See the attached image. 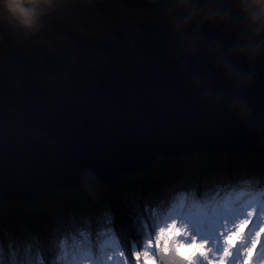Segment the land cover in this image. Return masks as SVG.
Masks as SVG:
<instances>
[{
  "label": "water",
  "instance_id": "obj_1",
  "mask_svg": "<svg viewBox=\"0 0 264 264\" xmlns=\"http://www.w3.org/2000/svg\"><path fill=\"white\" fill-rule=\"evenodd\" d=\"M193 3L223 19L177 31L175 0L70 3L31 30L1 18L0 196L108 184L161 157L264 153V34L240 0ZM246 44L260 54L237 55ZM157 256L186 262L173 245Z\"/></svg>",
  "mask_w": 264,
  "mask_h": 264
},
{
  "label": "rangeland",
  "instance_id": "obj_2",
  "mask_svg": "<svg viewBox=\"0 0 264 264\" xmlns=\"http://www.w3.org/2000/svg\"><path fill=\"white\" fill-rule=\"evenodd\" d=\"M90 1L94 0H55L54 5L51 8L45 9V11L54 10L70 3H86ZM5 17H9V15L3 5H0V19ZM241 178L244 179L243 182L246 184V188L239 186ZM248 180L250 183L258 182L255 189H251ZM212 181L215 182L214 185L216 187L211 188ZM227 181H232L233 183L227 186L229 189L227 193L231 192L230 197H236V199H231L232 202L237 203L242 199H247L245 200L244 207L229 209L228 205L231 202L226 199V202L223 203V191L220 188ZM178 182H164L160 187V194H163V199L159 200L155 205H148L147 198L145 197L144 199L142 197L141 206L150 215V218L146 219L143 216L140 219V230H142L140 231V237H137L129 229L127 230V225L121 217L122 208L119 206L115 207L111 201L109 205L112 208L102 211L103 218L101 220L103 222L101 221L102 225L99 229H96V227L89 229L83 225V222L79 221L78 225L73 228L74 230L69 229L67 233L58 238L56 244L57 250L54 255L56 264H163L157 256L158 248L169 252L172 245L177 254L186 257L185 264H195L197 260L202 258L207 259L210 263L216 259L219 261V264H254L251 254L245 257V253L244 255L242 253L243 251L246 252L247 249H250L252 253L259 254L257 260L254 257L257 261L256 264H264V173L256 176L255 179L250 175L241 174L236 178L226 177L221 180H211L204 187L201 185L203 188L201 186L198 187L201 188V191H197V188L193 189L186 182H182L183 185L181 183L176 184ZM94 185L85 184L81 187H91ZM207 192L208 195L204 196ZM44 193L33 200L41 197ZM249 194L251 195L245 198ZM126 199L129 200L128 197ZM8 201L15 202L12 200ZM206 201L214 206L219 205L222 208L219 210L216 208V213L213 216L209 215L208 212H203L206 216L203 220L192 217L186 219L185 216L192 215H190L191 211L187 208L190 204L197 206L195 207L198 208L197 210H202L207 208ZM242 210L244 212L251 211L250 215L246 216V222H243L244 218H240L239 221L236 219ZM71 220L80 219H77L75 215H71ZM241 222L240 226L233 227L236 223L239 224ZM67 223L68 225H72L69 221H66ZM256 224L259 225L254 227ZM220 225L231 231L230 233H227L228 231L223 232L224 238L221 234ZM249 225L251 226L247 230V234H256V239L253 243H250V246L246 243L241 249L240 245L244 242V236L246 235L244 233ZM215 227L220 228L217 239H219L222 245V248L217 247L215 250L218 255L217 257L211 256L207 250L202 254L198 243L199 234L204 233L205 235L210 234L212 236L211 239L214 241L216 237L212 230ZM2 229L0 230V238L3 239ZM93 229L94 232L91 231ZM208 231L209 233H207ZM140 232H137L138 235ZM178 234L181 237L190 235L193 239L192 243L184 242L185 247L183 250L178 248L181 241L177 236ZM38 235L39 237L41 236V234ZM46 247L47 245L43 244V248L46 249ZM239 256H242V260L239 259ZM51 257V254L47 250L43 251L40 247L37 259H35V261L37 260L36 264H52L50 262ZM82 259H86V261L80 262ZM0 264L3 263L1 262Z\"/></svg>",
  "mask_w": 264,
  "mask_h": 264
},
{
  "label": "trees",
  "instance_id": "obj_3",
  "mask_svg": "<svg viewBox=\"0 0 264 264\" xmlns=\"http://www.w3.org/2000/svg\"><path fill=\"white\" fill-rule=\"evenodd\" d=\"M177 162L182 163L177 165ZM175 170L176 173H173ZM262 173L264 153L197 152L174 160L161 157L148 169L122 175L111 183L67 187L44 193L31 202H10L0 196V230L3 228L4 237L0 238V263L36 264L35 259L41 247L51 254L50 262L56 264L54 255L58 238L69 229L74 230L79 221L89 229H99L103 222L102 211L112 208L109 205L111 201L115 207L122 208L121 217L127 230L140 237V219L143 216L150 218L141 206V199L146 197L148 205H155L163 199L160 187L164 182L171 183L178 179L201 191L198 187H204L211 180L233 178V175L241 174L256 177ZM207 195L208 192L204 194ZM71 215L80 220H71ZM66 221L72 225L66 224ZM91 231L94 232V229ZM43 244L47 245L46 249Z\"/></svg>",
  "mask_w": 264,
  "mask_h": 264
},
{
  "label": "clouds",
  "instance_id": "obj_4",
  "mask_svg": "<svg viewBox=\"0 0 264 264\" xmlns=\"http://www.w3.org/2000/svg\"><path fill=\"white\" fill-rule=\"evenodd\" d=\"M54 3L55 0H0V5H3L11 20L28 30L37 25L45 9L51 8ZM240 5L248 21V31L254 36L264 34V0H240ZM214 7V5L208 4L204 8H200L193 3V0H175V9L187 17L182 23L176 25L177 31L182 30L188 23L201 16L209 21L223 19L214 11ZM260 52L259 45L251 47L246 44L236 50L237 55L248 56L249 58L257 57ZM233 102L234 104L240 103L243 109V104L239 98Z\"/></svg>",
  "mask_w": 264,
  "mask_h": 264
},
{
  "label": "bare ground",
  "instance_id": "obj_5",
  "mask_svg": "<svg viewBox=\"0 0 264 264\" xmlns=\"http://www.w3.org/2000/svg\"><path fill=\"white\" fill-rule=\"evenodd\" d=\"M162 158H166V159H171V160H174V159H177V158H180V157H175V156H169V157H162ZM182 162H177V165H180ZM151 166V164L147 167V168H145L144 170H146V169H148L149 167ZM181 168V167H180ZM144 170H139L138 171V173L139 172H141V171H144ZM173 173H176V170L175 171H173ZM233 177L234 178H236L237 176H234L233 175ZM252 178L253 179H255V176H252ZM118 179V178H117ZM177 181H179L178 183H176V184H179V183H181L182 185H183V183H182V181H180V180H178V179H176ZM243 180L244 179H242L241 178V180H240V185L239 186H242L243 188H246V184L243 182ZM213 183L211 184V188L212 187H216V185H214V181H212ZM243 182V183H242ZM250 182H249V180H248V184H249ZM258 183V182H257ZM257 183H250V187H251V189H255L256 188V185H257ZM173 184V183H172ZM175 184V185H176ZM233 183H232V181H227V182H225L224 184H223V187H221L220 189L223 191L222 192V198L224 199V201H223V203H225L226 201V199H227V201L229 200L231 203H229V205H228V208L229 209H238V208H240V207H244L245 206V200H247V199H242L240 202L238 201H235V202H237V203H234V202H232V200L231 199H236V197L234 198V197H230L231 196V192L229 191V193H227L228 192V188H227V186L228 185H232ZM171 185V184H170ZM172 186H174V185H172ZM210 187V186H209ZM238 188V187H237ZM250 192V191H249ZM127 193V192H126ZM125 193V194H126ZM252 193V192H251ZM128 194V193H127ZM251 194H249V195H247L245 198H248L249 196H250ZM174 199H175V197H174ZM206 205H207V208L206 209H202V210H197L198 208H195V207H197V206H195L194 204H190L187 208H188V210H190L191 212H190V215L191 216H185L186 217V219H189L188 217H192V218H195V219H202L203 220V218L205 219V215L203 214V212H208L209 213V215H214L215 213H216V208L219 210V209H221L222 207L220 206L219 207V205L218 206H214V205H212L210 202H208V201H206ZM160 207V206H159ZM199 207V206H198ZM211 209V210H210ZM217 210V211H218ZM193 212V213H192ZM250 210H248V211H245L244 212V210H242V211H240L239 212V215H238V217L236 218L237 219V221H239V219L240 218H244L245 220L243 221V222H246L247 221V217L246 216H249L250 215ZM183 216V217H184ZM194 216V217H193ZM191 218V219H192ZM218 220H219V218H218ZM251 222V221H250ZM252 222H253V220H252ZM240 224H242V222L241 223H236L235 225H233V227H236V226H240ZM259 224H256V225H254V227H256V226H258ZM221 226V225H220ZM250 226L251 225H249L247 228H246V230H245V233L244 234H246L245 236H244V242L243 243H241V245H240V248L242 249L243 247H244V245L246 244V243H248V245L250 246L251 244L250 243H253L254 241H255V239H256V234H254V233H249V234H247V230L250 228ZM221 228V234L223 235V238L225 237V235H224V233L223 232H225V231H228L227 233H230L231 231H229L228 229H225L223 226H221L220 227ZM219 227H215L213 230H212V232H213V234H214V236L216 237V239L213 241L212 239H211V235L210 234H208V235H205V233L204 234H199L200 235V237L198 236V243H199V245H200V250H201V253L202 254H204V252L207 250V251H209V254L212 256L213 255V257H217L218 255L216 254V252H215V250H216V248L217 247H219V248H222V245H221V243L219 242V239H217V236L219 235V229H220ZM207 233H209V231L207 232ZM178 236V238L179 239H181V241H180V243H179V246H178V248L179 249H181V250H183L184 249V242H188V243H192V241H193V239H192V237L190 236V235H185V236H180L179 234L177 235ZM186 249V248H185ZM243 253V255H244V253H245V257L248 255V254H251L252 256H253V260H254V264H256L257 263V256L259 255H257V254H255V253H252V252H250V249H247V251L245 252V251H243L242 252ZM254 257H255V259H254ZM239 259L240 260H242V256H239ZM84 261H86V259H82L80 262H84ZM195 264H219V261L218 260H213L211 263L207 260V259H199V260H197L196 261V263Z\"/></svg>",
  "mask_w": 264,
  "mask_h": 264
}]
</instances>
